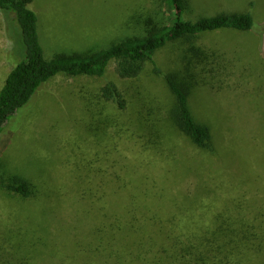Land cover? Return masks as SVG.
<instances>
[{
	"label": "rangeland",
	"instance_id": "obj_1",
	"mask_svg": "<svg viewBox=\"0 0 264 264\" xmlns=\"http://www.w3.org/2000/svg\"><path fill=\"white\" fill-rule=\"evenodd\" d=\"M30 6L48 60L143 37L168 23L171 10L169 0H33ZM222 14H250L255 24L250 31L221 29L194 41L215 55L222 72L193 91L190 102L198 121L214 124V154L194 148L166 123L160 124L171 137L165 143L130 128L141 106L148 111L147 104L160 103L163 119L170 103L151 64L134 81L120 79L114 61L103 78L59 75L10 121L0 134V264H158L160 254L127 244L116 222L135 209L142 216L150 199L174 193L193 168L201 183L177 233L211 227L224 208L232 214L254 205L251 211L264 215V0H187L184 18ZM190 47L170 44L155 61L167 73L187 74L183 56ZM25 58L14 15L0 11V91ZM109 83L126 93L132 105L126 113L100 99ZM113 118L120 127L105 134L104 124ZM191 161L193 167L181 164ZM16 178L30 183V197L4 188Z\"/></svg>",
	"mask_w": 264,
	"mask_h": 264
},
{
	"label": "trees",
	"instance_id": "obj_2",
	"mask_svg": "<svg viewBox=\"0 0 264 264\" xmlns=\"http://www.w3.org/2000/svg\"><path fill=\"white\" fill-rule=\"evenodd\" d=\"M32 2L0 0V11L5 15H14V23L20 28L26 47V58L10 71L0 91V134L12 119H19L44 84L59 75L103 78L110 63L114 61L120 79L134 81L145 73L147 64H151L153 73L165 83L170 103L163 119L160 118L164 115L160 103L147 104L151 109L148 111L141 106L140 113H136V117L132 116L130 128L142 132L144 138L165 143L171 137L167 136L160 124L166 123L172 133L180 134L194 148L215 153L212 144L214 124L210 126L198 121L193 115L190 102L193 91L211 85L213 80L222 76V72L215 55L194 41L204 33L221 29L250 31L255 24L252 15L222 14L193 22L184 18L187 0H169L171 10L168 23L153 26L143 37L128 38L97 52L59 54L48 60L40 41L39 19L30 6ZM179 41L191 44L183 56L187 70V74L183 75L167 73L155 61L159 51ZM125 94L115 84L109 83L101 90L100 99L106 104L105 107L111 103L118 111L126 113L132 105L128 103ZM104 126L105 134H108L111 129L120 127V122L118 118H113L105 122ZM181 164L184 168L194 166L193 161ZM1 165L0 157V168ZM14 181L11 185H4V188L24 198L31 196L28 181L20 178ZM200 183V175L193 168L179 179V186L174 193H160V196L150 199L142 216L135 209L129 213L125 222L123 216L119 217L116 223L123 241L137 248H149L146 250L148 254L155 255L157 252L160 254L158 264H264V215L259 210V213L251 211L254 205H250L252 209L239 207L232 214L224 208L213 218L211 227L177 233L176 229L180 231V218L188 211V199L195 197ZM179 198L183 200L178 202ZM103 211L106 215V211ZM133 212L139 213V217ZM148 212L152 213L149 217Z\"/></svg>",
	"mask_w": 264,
	"mask_h": 264
}]
</instances>
